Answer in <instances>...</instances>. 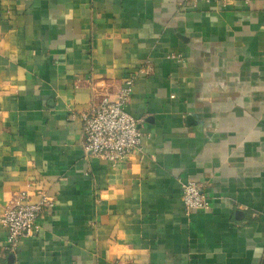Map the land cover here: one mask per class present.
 Masks as SVG:
<instances>
[{"label":"crops","instance_id":"crops-1","mask_svg":"<svg viewBox=\"0 0 264 264\" xmlns=\"http://www.w3.org/2000/svg\"><path fill=\"white\" fill-rule=\"evenodd\" d=\"M131 77L140 145L112 166L80 115ZM41 193L7 252L4 208ZM0 264H264V0H0Z\"/></svg>","mask_w":264,"mask_h":264},{"label":"built area","instance_id":"built-area-1","mask_svg":"<svg viewBox=\"0 0 264 264\" xmlns=\"http://www.w3.org/2000/svg\"><path fill=\"white\" fill-rule=\"evenodd\" d=\"M191 3H209L212 0H188ZM170 59L182 61L180 54H171ZM135 77L126 80L114 99L104 95L99 103L80 115L83 134V149L107 160L112 166L122 162L139 148V122L125 111L131 98ZM181 199L187 214L204 210L208 202L201 187L194 182L181 183ZM55 206L53 197L41 193L36 203L21 194L4 208L1 224L6 230L5 250L14 254L22 241L38 229L42 214Z\"/></svg>","mask_w":264,"mask_h":264},{"label":"water","instance_id":"water-1","mask_svg":"<svg viewBox=\"0 0 264 264\" xmlns=\"http://www.w3.org/2000/svg\"><path fill=\"white\" fill-rule=\"evenodd\" d=\"M188 119H190V117Z\"/></svg>","mask_w":264,"mask_h":264}]
</instances>
